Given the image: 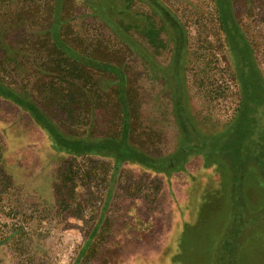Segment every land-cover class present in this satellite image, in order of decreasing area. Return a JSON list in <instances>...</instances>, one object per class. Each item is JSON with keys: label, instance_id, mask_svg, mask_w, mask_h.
Listing matches in <instances>:
<instances>
[{"label": "rangeland", "instance_id": "1", "mask_svg": "<svg viewBox=\"0 0 264 264\" xmlns=\"http://www.w3.org/2000/svg\"><path fill=\"white\" fill-rule=\"evenodd\" d=\"M56 1L0 0V81L66 136L118 139V76L55 50ZM160 1L184 31L186 107L210 152L168 161L182 142L166 76L173 42L151 7L61 0V41L120 69L127 140L165 162L115 170L111 155L59 151L0 96V264H264V94L242 92L217 0ZM229 5L264 83V0Z\"/></svg>", "mask_w": 264, "mask_h": 264}, {"label": "trees", "instance_id": "2", "mask_svg": "<svg viewBox=\"0 0 264 264\" xmlns=\"http://www.w3.org/2000/svg\"><path fill=\"white\" fill-rule=\"evenodd\" d=\"M159 16L164 28L173 42L172 58L170 68L166 72L168 82L172 91L174 102V116L177 121L182 142L176 153L168 159L175 164L178 157L186 159L189 151L208 154L210 148L203 139L200 131L194 124L189 114L186 101L185 90L182 79V67L184 61L185 35L182 26L176 16L160 0H143ZM61 0L56 1V14L52 26V40L55 50L61 54L82 63L87 66H94L102 70L110 71L118 76L119 101L122 105L124 124L121 136L118 139L100 138L85 139L73 138L63 134L47 116V114L32 100L20 93L19 91L7 86L0 81V96L18 106L27 112L35 123L45 132L55 149L59 151L70 152L74 154H102L111 155L115 159V170L119 168L125 160H131L145 168L151 170L163 169L164 160L154 158L139 148L131 145L127 140L128 134V112L123 96L124 76L120 69L106 63L97 62L86 56H83L61 41L58 34V15ZM220 19L225 28L226 35L231 47L237 52L239 57V77L241 81L242 92L255 91L260 89L264 94V83L254 67L248 44L240 32L230 11L229 0H217ZM183 160V161H184ZM229 250V241L224 239V248ZM226 253V250H223ZM221 254L219 262L228 259L230 253L225 257ZM223 258V259H221ZM232 258H230L231 260Z\"/></svg>", "mask_w": 264, "mask_h": 264}]
</instances>
